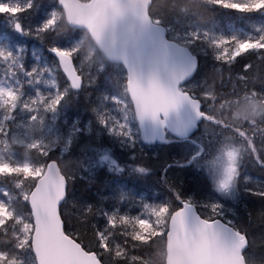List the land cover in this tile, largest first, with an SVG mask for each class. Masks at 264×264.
I'll return each instance as SVG.
<instances>
[{
	"label": "snow or ice",
	"instance_id": "6c2138e0",
	"mask_svg": "<svg viewBox=\"0 0 264 264\" xmlns=\"http://www.w3.org/2000/svg\"><path fill=\"white\" fill-rule=\"evenodd\" d=\"M63 10H53L47 18L37 21L34 28L26 29L20 22V16L42 5L37 0H0V16L7 17L16 32L35 35L40 38L46 33L59 35L61 20L64 13L69 18L78 17L77 24L93 27L98 13L112 3V0H55ZM210 5L242 14H264V0H206ZM151 7V4L148 5ZM48 9H45V13ZM154 19L158 27L154 42L164 50L167 82H159L154 88L143 89L139 86L136 70L131 63L126 62L124 81L121 94L107 99L116 106L127 120L129 112L134 113L139 120L146 118L163 124L170 113L178 111L181 105L189 104L198 118L206 120L233 139L231 146H225L220 156L225 161L223 178L218 187L228 190L239 177V165L245 157H251L261 166L264 159L260 152L264 151V114L255 118L256 104L252 103L253 118H245L240 125H234L230 119L218 116L214 111L221 100L241 99V90L233 83L232 91L225 96L214 80L209 77L200 98L188 93L183 87L185 79L196 69L189 49L197 45H206L215 49L214 58L220 65L215 69L220 73L224 68L231 69L241 58L249 53H257L264 59V31L258 37H248L243 40L232 36L225 38L216 36L207 30H190L175 33L171 38L167 33L173 29L165 24L162 15L149 13L143 20L148 23ZM258 31H260L258 29ZM174 50V51H172ZM49 51L55 55L54 68L33 67L25 70L20 62V55L12 51L0 49V62H4L8 72L0 78V136H7L8 124L14 120L19 110L37 113L41 109L56 113L61 102L65 100L69 89L80 90L85 83L95 79L92 67V57H87L83 51L82 42L72 47L52 46ZM15 65L16 67H13ZM251 64L243 66V72L236 73L235 81L241 83L246 97L264 99V91L249 88V76L244 75ZM19 68V73L16 71ZM53 70L59 71L67 82L61 90L54 79L51 82L55 89L52 93H42L35 87L34 95L24 98V84L19 79L22 74L27 77L26 83L38 86L45 73L51 75ZM98 71L103 69L98 67ZM231 78V77H230ZM255 84L257 77L253 76ZM13 81L15 83L13 84ZM119 82V79H118ZM47 85L49 81L45 80ZM5 84L8 86L5 87ZM223 85V80H221ZM207 109V110H205ZM161 116L163 118H161ZM98 120L109 131L120 136H130L126 122L111 115L109 112H97ZM36 119L35 115L31 117ZM220 139L216 141L219 144ZM39 145H34L38 147ZM52 150H41L40 161L37 164L19 165L0 162V178L16 177L21 183L15 185L18 190L15 195L8 191L0 192V240H5L12 234L6 247H0V264H25L26 253L35 258L34 264H146L150 258V250L155 244H163L177 249H188L198 242L206 241L209 236L216 242V251L225 259L226 264H251L245 249L254 242L247 232L235 227L232 222L223 219L221 205L206 204L200 207L187 199H180L179 204L170 203L144 204L143 211L135 216L129 214H105L107 225L103 231L89 225L91 239L85 242L83 233L69 232L68 222L64 216V205L67 189L74 172L61 167V162L50 156ZM220 156L218 158H220ZM31 169V174H25L24 169ZM143 172L144 169H139ZM248 177L245 178L247 181ZM23 182H28L26 190ZM248 191H252L248 189ZM264 196V192H255ZM19 199L21 211L13 206ZM179 199V198H178ZM91 210H88L90 213ZM88 214L82 215V225L87 224ZM144 254L141 255V251ZM200 264H215L213 257L202 258Z\"/></svg>",
	"mask_w": 264,
	"mask_h": 264
},
{
	"label": "trees",
	"instance_id": "16d2710c",
	"mask_svg": "<svg viewBox=\"0 0 264 264\" xmlns=\"http://www.w3.org/2000/svg\"><path fill=\"white\" fill-rule=\"evenodd\" d=\"M37 2L42 5L40 9L30 10L20 16V22L26 29L34 28L37 21L47 18L51 11L61 10L55 0ZM150 4L148 13L162 15L165 24L173 29L167 33L169 38L175 33L188 32L190 28L207 30L225 38L236 36L241 40L250 36L258 37L264 31L262 13L242 14L210 5L206 0H151ZM9 25L11 36L6 35L5 41L13 44L17 32L10 21ZM78 42H82L86 56L92 57L89 70L94 73L95 79L91 83L86 82L80 90L69 89L56 113L41 109L33 120V113L25 112L22 117L8 124L11 130H23L17 137L18 148L23 155H27L31 164L39 163L42 149L52 150L51 158L61 162L65 170L74 172L62 206L69 232L83 233L87 242L91 239V231L87 230L89 225L94 224L97 230L105 229V214L135 216L143 211L144 204L177 205L180 199L192 200L198 210L204 212L206 209L200 206L217 203L221 205L223 219L247 232L254 242L245 249L251 264H264V196L254 194L264 192V166L245 156L240 162L233 197L224 199L215 192L208 168L221 149L232 145L234 141L228 138L227 133L221 134L208 121L202 119L197 131L188 138L174 139L167 135L163 143L148 146L140 139L132 112L127 114V120L124 121L128 124L130 136L109 131L99 122L97 112L122 116L107 98L121 94L124 68L119 63L108 62L88 34L84 30L69 28L64 17L57 36L46 33L37 38L35 35L21 34L20 62L26 69L33 66L54 68L56 59L50 54V47H72ZM189 50L196 56L198 65L194 75L183 83L186 91L200 98L205 83L210 82L211 77L227 96L235 83L241 90V99L221 100L214 111L238 126L245 118H253V112L248 115H241V112L252 109L251 104L255 103V118H261L264 114V99L244 96L241 83L235 81V75L243 72L246 63L251 64L252 67L244 72V75L249 76L248 87L264 91V59L259 58L257 53H249L231 69L224 68L218 73L215 69L220 65L214 58V48L197 45ZM98 67L103 70L98 71ZM53 72L57 86L63 90L67 86L66 80L58 70ZM253 76L257 77L255 84L252 83ZM219 139L221 142L216 144ZM259 155L264 159V151ZM25 174H31V170ZM246 177L250 179L246 181ZM18 183L21 180L16 177L0 178V184L6 186L13 195L18 191L15 187ZM27 187L28 182H23L22 190ZM13 206L18 212L22 209L19 199L14 201ZM85 213L88 214L87 224L82 225L81 219ZM11 239L10 233L5 240H0V247H6ZM150 253L146 264H163V244L153 245ZM140 254L143 255L144 250ZM23 259L25 264H34L31 253H26Z\"/></svg>",
	"mask_w": 264,
	"mask_h": 264
},
{
	"label": "water",
	"instance_id": "95a60500",
	"mask_svg": "<svg viewBox=\"0 0 264 264\" xmlns=\"http://www.w3.org/2000/svg\"><path fill=\"white\" fill-rule=\"evenodd\" d=\"M150 3L151 0H112L109 7L98 13L92 28L77 24L76 16L69 18L68 14L64 13L63 17L69 28L84 30L108 62L119 63L124 69L126 62L131 63L141 88H154L161 81L167 82L169 69L165 65L164 50L154 42L159 26L155 24L154 19H150L148 23L143 20L144 16L149 15ZM50 54L55 58L53 53ZM189 55L194 58L197 69L196 56L190 50ZM195 71L183 83L188 81ZM134 117L140 139L147 146L163 143L167 134L175 139L187 138L197 131L202 120L195 115L189 104H183L178 111L170 113L163 124L147 118L141 121L135 114ZM208 257H213L215 264H226L225 259L216 251V242L211 236L188 249L169 246L165 249L164 262L200 264L202 258Z\"/></svg>",
	"mask_w": 264,
	"mask_h": 264
},
{
	"label": "rangeland",
	"instance_id": "374dc122",
	"mask_svg": "<svg viewBox=\"0 0 264 264\" xmlns=\"http://www.w3.org/2000/svg\"><path fill=\"white\" fill-rule=\"evenodd\" d=\"M9 26H10L9 20L7 18H5V17L0 18V49H3L5 51H12V52L18 54L22 49V45L20 43L21 33L17 32V37H16V39H13L14 40L13 44L11 42L5 41V39H7L6 35L11 36V34L9 33ZM13 67H16V66L13 65ZM33 67H35V66H33ZM42 67H44V66H42ZM32 68H27V69L25 68V70H31ZM16 71L19 73V71H20L19 68H16ZM6 72H8V68L6 67L4 62H0V78H2ZM54 76H55L54 72L51 75H49L48 73H45L42 80H41V83L38 86H31V85L26 83L27 77H25L21 74L19 76V79L24 84L23 92H24L25 100L29 96L34 95L35 87H39L42 93H45V94L52 93L54 88L52 87L51 82L55 79ZM45 80L49 81V84L46 85L44 83ZM14 83H15V81H13V84ZM7 86L8 85L5 84V87H7ZM25 112H27V111L26 110H19L14 119H16L17 117H22L25 114ZM241 113H242L241 115L251 114L252 109H246L245 111H242ZM33 115H36V113H33ZM116 117L118 119H122L121 115L117 114ZM122 121H124V120L122 119ZM8 128H9V126H8ZM22 132H23L22 129H20L18 132L10 129L7 136H0V162L6 161V162H9L12 164H19V165L31 164L27 155H23L22 152L18 148L19 144L17 143V137ZM221 151H222V149H221ZM221 151L210 162L208 169H209V173H210V176L212 178V181H213V188H214L215 192L218 195H220L222 198L229 199V198L233 197L232 195H233L234 190H235V186H234L235 182L226 191L221 190L218 187L219 181L223 178V168H224V164H225L223 157L220 156ZM219 156H220V158H218ZM30 170L31 169H28V168L24 169L25 172H29ZM3 191H7V187L0 184V192H3Z\"/></svg>",
	"mask_w": 264,
	"mask_h": 264
},
{
	"label": "flooded vegetation",
	"instance_id": "af4514ba",
	"mask_svg": "<svg viewBox=\"0 0 264 264\" xmlns=\"http://www.w3.org/2000/svg\"><path fill=\"white\" fill-rule=\"evenodd\" d=\"M55 77V80H56V76H54ZM239 167H240V165H239ZM164 257H165V254H163V264H165L164 263Z\"/></svg>",
	"mask_w": 264,
	"mask_h": 264
},
{
	"label": "bare ground",
	"instance_id": "6f19581e",
	"mask_svg": "<svg viewBox=\"0 0 264 264\" xmlns=\"http://www.w3.org/2000/svg\"><path fill=\"white\" fill-rule=\"evenodd\" d=\"M242 171V170H241ZM248 171H250V170H248ZM243 174V173H242Z\"/></svg>",
	"mask_w": 264,
	"mask_h": 264
}]
</instances>
